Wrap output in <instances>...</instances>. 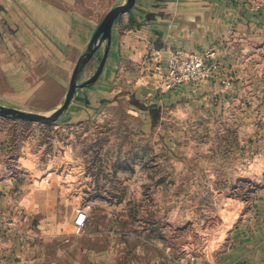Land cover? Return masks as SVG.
Segmentation results:
<instances>
[{
    "label": "rangeland",
    "instance_id": "1",
    "mask_svg": "<svg viewBox=\"0 0 264 264\" xmlns=\"http://www.w3.org/2000/svg\"><path fill=\"white\" fill-rule=\"evenodd\" d=\"M76 1L85 5L94 0ZM214 50V82L226 89L221 99L236 101L222 108L223 117L213 103H198L201 107L188 103L184 115L165 113V120L146 124L125 106H93L99 100L97 93L87 102L90 110L79 106L82 111L67 112L68 116L89 115V119L42 123L0 115L4 118L0 129L15 136L11 160L18 169L13 173L19 172L24 158L33 161L22 155L27 149L42 153L34 163L43 167L27 171L36 173L33 188L26 190L27 201L0 203V211L43 212L44 219L35 225L45 232L67 229L64 242L71 243L87 235L88 222L76 235L71 220L73 212L77 216L79 209H86L93 227L105 223L108 230L121 228L127 244H162L159 249L145 247L137 252L142 259L163 263L211 257L238 221L239 200L249 204L264 187V56L254 59L252 52L249 61L241 58L228 65ZM96 62L83 72L80 83L94 75ZM226 70L245 71L235 75ZM55 87L49 84L40 95L37 102L42 108L52 110V103H64L66 96L58 100ZM85 94L80 89L76 98ZM49 152L57 168L52 173L45 172ZM22 178L17 183L32 177ZM47 197L51 204L45 202ZM6 222L3 219L0 228L12 226L11 220Z\"/></svg>",
    "mask_w": 264,
    "mask_h": 264
},
{
    "label": "crops",
    "instance_id": "2",
    "mask_svg": "<svg viewBox=\"0 0 264 264\" xmlns=\"http://www.w3.org/2000/svg\"><path fill=\"white\" fill-rule=\"evenodd\" d=\"M125 1L94 0L81 5L76 0H0V104L43 114L59 107L58 101L49 105L52 110L45 109L37 100L49 84L56 86L58 100L59 96H66L75 66L99 24L108 11ZM105 47L106 43L96 51L85 73L95 61L98 68ZM209 48H217L228 65L241 58L249 61L252 52L254 59L264 56V3L259 0H136L133 8L122 13L114 23L102 74L94 84L82 89L88 98L86 94L85 98H76L78 90L68 110L53 123L74 121V117L89 119V115L68 116L67 112L82 111L79 106L90 110L87 102L94 100L96 93L99 100L93 106H125L135 119L140 118L146 124L165 120V113L178 111L184 115L182 111L188 103L197 107L198 103L201 106L213 103L217 113L225 115L222 108L236 101L221 99L226 89L219 81L182 84L164 93L152 80V70L159 64L166 66L171 52L189 54ZM226 71L237 75L245 70ZM13 137L9 130L0 129V169L3 171L0 203L18 198L21 204L27 201L26 190L30 191L35 181L36 173L31 175L27 171L43 169L39 167L40 162L34 163L42 153H30L27 149L22 155L29 156V160L32 157L29 163L34 166L24 158L19 172L13 173L17 171L13 169H18L11 160ZM52 154L47 153L51 159L45 172L57 169L53 166ZM23 169L26 172L22 173ZM83 169H87L85 163ZM30 176L24 183H17V179ZM26 180L31 182L28 184ZM45 202L51 204L48 197ZM239 203L242 206L238 221L211 257L163 263L142 259L137 253L145 247L159 249L160 242L127 244L122 240L121 228L108 230L105 223L93 227L88 219L87 235L66 243L67 229L45 232L36 226L44 219L43 212L23 208L0 211V224L3 219L12 221V226L0 228V264H264V187L249 204L245 200ZM75 218L73 212L72 222Z\"/></svg>",
    "mask_w": 264,
    "mask_h": 264
},
{
    "label": "water",
    "instance_id": "3",
    "mask_svg": "<svg viewBox=\"0 0 264 264\" xmlns=\"http://www.w3.org/2000/svg\"><path fill=\"white\" fill-rule=\"evenodd\" d=\"M135 2L136 0H126L123 4H119L112 8L105 15L95 33L93 34L88 47L83 52L75 66L64 103L59 106L54 112H52L51 114L29 112L0 104V115L4 117H12L15 119L42 123H53L58 121L63 113L70 107L77 91L91 84H94L102 74L110 50L114 23L122 13L131 10L135 5ZM104 43H106L105 52L96 72L91 78L80 83L81 75L83 74L87 64L92 59L96 51L100 49Z\"/></svg>",
    "mask_w": 264,
    "mask_h": 264
},
{
    "label": "built area",
    "instance_id": "4",
    "mask_svg": "<svg viewBox=\"0 0 264 264\" xmlns=\"http://www.w3.org/2000/svg\"><path fill=\"white\" fill-rule=\"evenodd\" d=\"M216 51L209 48L203 51H195L189 54L171 52L167 58L166 66L161 64L155 68L153 76L157 78V88L162 92L175 90L182 84L200 83L214 80V56ZM88 221L86 209H79L74 220L75 232H83Z\"/></svg>",
    "mask_w": 264,
    "mask_h": 264
}]
</instances>
